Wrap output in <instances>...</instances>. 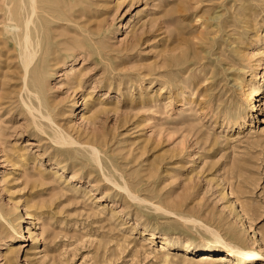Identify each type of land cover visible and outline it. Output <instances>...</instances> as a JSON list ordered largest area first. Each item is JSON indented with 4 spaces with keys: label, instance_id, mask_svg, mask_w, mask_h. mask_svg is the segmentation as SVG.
I'll return each mask as SVG.
<instances>
[{
    "label": "rangeland",
    "instance_id": "rangeland-1",
    "mask_svg": "<svg viewBox=\"0 0 264 264\" xmlns=\"http://www.w3.org/2000/svg\"><path fill=\"white\" fill-rule=\"evenodd\" d=\"M24 13L0 0V264H264V0H36L26 71Z\"/></svg>",
    "mask_w": 264,
    "mask_h": 264
},
{
    "label": "bare ground",
    "instance_id": "bare-ground-1",
    "mask_svg": "<svg viewBox=\"0 0 264 264\" xmlns=\"http://www.w3.org/2000/svg\"><path fill=\"white\" fill-rule=\"evenodd\" d=\"M22 2V5L25 4L26 6V13H24L22 21H21V28L19 29L17 25L14 23H10L7 26H5V29H9L11 32H14L16 30H21L20 34V42L21 48H22V61H23V67L25 71L27 68L31 65L33 62L35 55H36V49L38 48V41L35 37H33L32 32H34V28H31L34 25L35 22V16H36V0H20ZM19 15V14H18ZM36 18H38L36 16ZM9 22H12L14 19L9 16L8 18ZM21 19V18H20ZM37 21V19H36ZM40 26V25H38ZM15 33V32H14ZM16 40V39H15ZM19 43V42H18ZM264 86L261 88L254 89L249 92L250 98L249 100H253L256 97L263 94ZM252 107L255 106L254 102H251ZM154 235L151 234L149 239L151 240V243L154 241ZM159 250L164 251L165 253L168 250L175 249L179 246V250L183 253L189 252V251H197V252H207L206 255H201V259L207 260V256L210 253L220 252L219 254V263L221 264H250L251 260H253L254 257L257 256L256 252L248 251L245 253V255L241 258H238L236 255H233L232 252L234 251L232 248L235 246L232 245L229 251L221 250V248L214 246V247H202L198 248L195 246H192L189 243H183L182 245H177L175 243L170 242L166 238H160L159 240ZM233 240L231 239L229 242L231 243ZM231 246V245H230ZM232 251V252H231ZM210 252V253H209ZM241 252V251H240Z\"/></svg>",
    "mask_w": 264,
    "mask_h": 264
}]
</instances>
